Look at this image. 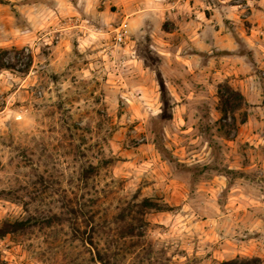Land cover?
Segmentation results:
<instances>
[{"label":"rangeland","instance_id":"374dc122","mask_svg":"<svg viewBox=\"0 0 264 264\" xmlns=\"http://www.w3.org/2000/svg\"><path fill=\"white\" fill-rule=\"evenodd\" d=\"M2 1L0 221L47 222L0 237V264H102L95 246L107 264L259 256L238 244L264 238L262 69L192 71L169 54L175 0ZM25 2L38 19L14 7ZM228 88L242 104L223 118ZM144 197L171 208L147 210L143 235L108 246L114 215ZM71 207L94 215V243Z\"/></svg>","mask_w":264,"mask_h":264},{"label":"crops","instance_id":"0c3cea01","mask_svg":"<svg viewBox=\"0 0 264 264\" xmlns=\"http://www.w3.org/2000/svg\"><path fill=\"white\" fill-rule=\"evenodd\" d=\"M33 5L35 2H25L14 7L22 16L35 20L38 13L33 11ZM27 7L31 10L25 14L24 8ZM171 8H174L171 11L174 23L166 34L175 40L172 41L174 46L167 52L174 53L192 71L213 70L215 74H220L224 70V76H227L249 73L257 66L264 73V37H261L264 36V0H175ZM0 12H11V9L0 5ZM244 22L251 23V28L244 27ZM240 40L249 48L248 51L236 52ZM245 95L248 102H259V99L249 97L247 92ZM261 101L264 103V99ZM238 246L243 248L240 254H255L264 259L262 235L251 236Z\"/></svg>","mask_w":264,"mask_h":264},{"label":"trees","instance_id":"16d2710c","mask_svg":"<svg viewBox=\"0 0 264 264\" xmlns=\"http://www.w3.org/2000/svg\"><path fill=\"white\" fill-rule=\"evenodd\" d=\"M4 3H9V1L5 0L2 1ZM5 66L4 62L0 58V68ZM230 91L229 96L221 95V106L220 111L222 113V117L225 118L228 110H235L239 106H241V101L235 102L233 100L234 95L241 96L240 92L233 91L231 88H228ZM245 100L244 97H241ZM229 108V109H228ZM97 167L94 165H90L87 168L82 170V180H87L88 177L96 171ZM171 207L166 204H162L156 201H153L150 198L144 197L139 202L135 203L134 205H129L128 207H123L118 213L114 215V222L118 225V232L117 233H110L106 236V241L108 242V246L110 245V241L113 238L117 239H124L127 237L133 236H141L143 235V231L139 229V226L136 225V221L138 222H145L144 215L147 210L149 209H157V210H167ZM71 210L76 219L82 218L84 222V228L81 231L85 236V239H88L91 243H94V238L96 235L101 234L100 230L96 228L97 221H95L94 215H87L81 207H71ZM138 213L137 215H133V213ZM55 216H58L55 214ZM101 223H98L100 227H103L106 224L107 219H103ZM43 222H47L44 218H41L36 215H29L25 218L20 219H3L0 221V237L6 236L11 233H19L25 232L29 228L43 224ZM79 228V227H78ZM80 230V229H78ZM96 248V257L95 259L98 260L102 264H107V257L108 251L101 250L98 246ZM263 259L259 256H252V257H241L237 256L233 259L223 260L217 264H262Z\"/></svg>","mask_w":264,"mask_h":264},{"label":"built area","instance_id":"2783aa9c","mask_svg":"<svg viewBox=\"0 0 264 264\" xmlns=\"http://www.w3.org/2000/svg\"><path fill=\"white\" fill-rule=\"evenodd\" d=\"M234 1H241V0H234ZM116 39H117L118 41L123 40V32L121 31V29H118V30H117Z\"/></svg>","mask_w":264,"mask_h":264}]
</instances>
